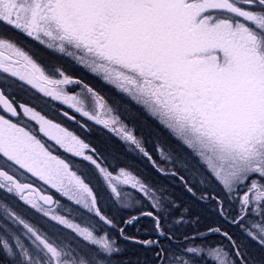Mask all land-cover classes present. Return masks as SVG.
Here are the masks:
<instances>
[{
	"label": "snow or ice",
	"instance_id": "1",
	"mask_svg": "<svg viewBox=\"0 0 264 264\" xmlns=\"http://www.w3.org/2000/svg\"><path fill=\"white\" fill-rule=\"evenodd\" d=\"M0 264H264V0H0Z\"/></svg>",
	"mask_w": 264,
	"mask_h": 264
},
{
	"label": "rangeland",
	"instance_id": "2",
	"mask_svg": "<svg viewBox=\"0 0 264 264\" xmlns=\"http://www.w3.org/2000/svg\"><path fill=\"white\" fill-rule=\"evenodd\" d=\"M70 71H72L75 75H83V73H81L78 69H70ZM90 82L96 84L98 87L100 86L99 82L97 81H90Z\"/></svg>",
	"mask_w": 264,
	"mask_h": 264
},
{
	"label": "flooded vegetation",
	"instance_id": "3",
	"mask_svg": "<svg viewBox=\"0 0 264 264\" xmlns=\"http://www.w3.org/2000/svg\"><path fill=\"white\" fill-rule=\"evenodd\" d=\"M20 39H21V41H23V38L22 37H20ZM129 255H131V254H129Z\"/></svg>",
	"mask_w": 264,
	"mask_h": 264
},
{
	"label": "trees",
	"instance_id": "4",
	"mask_svg": "<svg viewBox=\"0 0 264 264\" xmlns=\"http://www.w3.org/2000/svg\"><path fill=\"white\" fill-rule=\"evenodd\" d=\"M129 254H131V253H129Z\"/></svg>",
	"mask_w": 264,
	"mask_h": 264
}]
</instances>
